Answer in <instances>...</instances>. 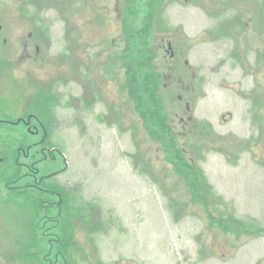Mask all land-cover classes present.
Instances as JSON below:
<instances>
[{"label":"rangeland","instance_id":"1","mask_svg":"<svg viewBox=\"0 0 264 264\" xmlns=\"http://www.w3.org/2000/svg\"><path fill=\"white\" fill-rule=\"evenodd\" d=\"M37 1L26 0V13L43 17L56 63L32 62V74L42 87L40 131L57 156L37 165L42 175L59 173L53 183L64 191L55 188L56 203L38 193L35 204L19 191L24 182L5 189L2 180L0 264H264L263 0H159L154 10L153 0ZM131 13L139 14L138 29L151 28L146 45L158 53L151 63L166 74L158 93L186 161L195 159L206 176L196 192L202 201L125 93L121 54ZM12 72L0 62V84L12 73L26 90V71ZM9 135L0 138L7 143ZM209 215L235 217L245 231L227 234ZM65 231L72 241L64 252Z\"/></svg>","mask_w":264,"mask_h":264},{"label":"flooded vegetation","instance_id":"2","mask_svg":"<svg viewBox=\"0 0 264 264\" xmlns=\"http://www.w3.org/2000/svg\"><path fill=\"white\" fill-rule=\"evenodd\" d=\"M26 5V0H0V62L11 72L25 70V86L29 85L26 95L23 84L13 79V72L9 74V81L0 84V135L13 136L7 143L0 138V163L10 171L16 168L23 170L24 173L13 181L24 182L19 187H34L41 191L43 183L37 164L54 157H50L48 147L42 146L46 137L41 135V119L38 117L41 83L34 79L35 74L32 73H37L35 70L38 69L32 62L42 64L45 58L46 64H55L56 54L48 46V39H44L47 26L43 30L41 17L35 10L34 13H26ZM25 135L41 138L34 143H25ZM5 148L9 153L7 160L1 157L6 153Z\"/></svg>","mask_w":264,"mask_h":264},{"label":"trees","instance_id":"3","mask_svg":"<svg viewBox=\"0 0 264 264\" xmlns=\"http://www.w3.org/2000/svg\"><path fill=\"white\" fill-rule=\"evenodd\" d=\"M158 1L153 0L148 4L151 10L156 8ZM152 17L153 14L149 18ZM147 32L148 27L144 24L141 29L131 34V38H135V43L130 46L131 56L128 59L129 67L126 71L125 88L138 117L143 121L149 137L159 143L161 148H163L165 158L173 164L176 175L181 180L188 181L186 185L190 187V192L193 197L202 201L201 193L196 192H201L203 188L206 189L205 181L201 176L202 174L200 175L199 167L192 162L186 161V152L179 146L175 132L168 121L165 104L162 102V98L158 93L159 86L161 87L163 84H166V80H164L165 73L162 68L158 69L151 63L153 52L146 47L145 40ZM139 72L142 73L141 79L138 77ZM213 222H216L214 218ZM218 224L226 232H231L236 229L233 227L238 226L245 231L243 227L245 225L236 221L234 218L224 223L223 220H218ZM240 228H238L239 232L241 231ZM67 246L70 248L71 243L62 246L64 252ZM58 252L57 255L65 256L61 251Z\"/></svg>","mask_w":264,"mask_h":264},{"label":"bare ground","instance_id":"4","mask_svg":"<svg viewBox=\"0 0 264 264\" xmlns=\"http://www.w3.org/2000/svg\"><path fill=\"white\" fill-rule=\"evenodd\" d=\"M223 95V94H222ZM224 96V95H223Z\"/></svg>","mask_w":264,"mask_h":264}]
</instances>
